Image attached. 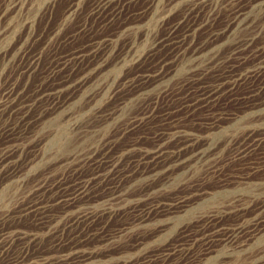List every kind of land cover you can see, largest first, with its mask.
I'll use <instances>...</instances> for the list:
<instances>
[{
	"label": "rangeland",
	"instance_id": "obj_1",
	"mask_svg": "<svg viewBox=\"0 0 264 264\" xmlns=\"http://www.w3.org/2000/svg\"><path fill=\"white\" fill-rule=\"evenodd\" d=\"M159 1L155 0L157 8L154 12L147 17H141L137 25H131L122 36L115 38L114 49L116 51L124 49L119 60L110 62L99 72L97 70L92 74L88 72L87 74H90L83 79L87 74H78L82 71L78 68L72 70L70 66L74 59L68 55L79 51L92 52V48L102 43L106 35L111 33L112 26L102 28L93 18V9L99 0H0V157L8 153L15 155L19 171L13 178L0 175V219L4 220L1 228L8 233L3 243L4 252L8 255L7 261L9 257L15 258L22 254L21 246L16 245V242L10 243L17 230L34 234L41 239L35 252L46 251L58 255L55 251V242L61 235L73 239L87 230L86 227L79 225L63 232L62 228L66 223L85 211L119 208L117 204L103 198L109 193V190L105 189L99 193L102 197L97 201L79 203L69 210L55 206L52 210V223L46 230L39 229L32 216L22 219L9 217L19 208L31 204L36 198L44 199L52 196L46 193L37 194L38 185L48 187L49 190L61 184L71 188L82 182L81 180L85 182L91 179L100 169L94 160L108 150V155L113 156L119 166L133 171V180H129L126 189V193L132 195L130 198L133 200L132 203L144 206L154 197L160 199L161 204L174 205L181 200L186 202L182 207L172 209L157 221L136 225L130 232L131 238L125 241L118 239L117 243L108 245L93 244V249L90 251L94 252L83 262L84 264H264L263 233L252 241L246 251H234L227 243L230 235L239 229L252 226L260 219L264 220V172L261 173L264 171V75L254 80V84L253 82L236 84L235 89L221 93L213 102L211 101L212 103H206L208 106L202 100L200 102V95L203 94L201 89L217 86L222 73L235 67L241 68L244 72L243 76H246L264 66V0H257L259 2L238 0L239 3L236 0ZM147 2L148 0H136L130 9L139 11ZM242 2L245 4L242 5ZM209 3L211 6L208 5ZM188 4L191 8L194 5L196 8L204 6L202 7L204 11L202 9L195 20L196 28L189 33L187 41L184 39V44H187L181 48L183 50L176 49L177 52L173 57H169L173 55V51L169 53L164 50L161 53V56L166 55L163 59L170 58L174 65L170 76L167 74L145 90L118 91L116 88L127 82L125 76L137 56L150 49L156 36L167 33L169 29H166L167 26L170 27L177 22L179 15L190 8ZM205 14L210 18L208 19ZM233 14L234 16L231 17ZM232 22L236 24L233 25ZM212 23H214L213 27H211ZM231 25L234 28H231ZM202 27H205V31ZM216 30L219 39L215 42L209 41L211 37L209 33ZM74 35L75 37L68 41ZM246 41L249 44H246ZM128 44L129 46L132 44L130 52L126 49ZM196 54L198 57H195ZM33 57L38 59V66L34 71L26 72L25 68L33 61ZM157 58L146 62L143 68L154 70L159 63ZM259 61L263 63L260 64ZM54 69H58V73L51 74ZM195 72L202 75L199 77ZM192 84L201 88L200 90L198 88L200 94L197 89L191 88ZM260 86L263 87L260 89ZM182 88L186 89L182 90ZM256 101H259L258 104ZM199 104H202L201 107ZM188 109L192 112L188 113ZM222 111H225V114ZM205 120L206 122L214 120L217 125L207 130L209 128ZM22 121H30V123L23 128ZM165 121H181L179 126L185 127L188 134L195 132L193 135L199 137L198 142L205 143L201 144L202 148L215 151L218 145L223 144L217 163L214 162L217 167L211 174L206 170L208 162L203 163V160L194 161L191 167L181 170L178 166L169 167L167 171L154 177L161 179L167 177L168 173L170 176L165 186L149 196L145 193L137 195L146 187L147 180L135 171V164L138 163L139 167H142L144 156L157 148L155 135L158 129L169 123ZM13 128L16 131L7 134L10 129L13 131ZM247 132L248 134H245ZM224 140L227 141V145ZM256 140L261 144L256 146L254 152L252 151L254 154L249 153L250 155L246 156L248 158L231 160L233 151L241 147L251 148ZM173 143L174 140H170L166 145ZM237 143H240L239 146ZM230 146L235 150L229 148ZM257 151L259 153H255ZM222 157L225 159L223 160ZM171 169H174V172H169ZM227 175L240 176L242 179L239 182L236 180L230 184H223L222 181L228 177ZM255 181L257 184H263L255 185ZM233 185L234 187H230ZM193 188H198L199 191L191 193ZM254 203L258 205V209ZM213 214L218 218L220 226L211 233L208 230L209 220H204ZM129 218L114 216L105 225L104 230L115 229ZM136 233H142L141 236L144 233L146 235L141 243L132 247L131 240ZM211 234L215 236L210 237ZM97 239L96 236L93 242H97ZM206 244L212 246L210 252H205Z\"/></svg>",
	"mask_w": 264,
	"mask_h": 264
},
{
	"label": "bare ground",
	"instance_id": "obj_2",
	"mask_svg": "<svg viewBox=\"0 0 264 264\" xmlns=\"http://www.w3.org/2000/svg\"><path fill=\"white\" fill-rule=\"evenodd\" d=\"M136 0H99V2H97L98 4L94 7L93 9V18L95 20H97L99 22V26L100 27H104V28H108L110 26H112V31L110 34H107L106 37L104 38V40L102 41V43H98L96 46H94V48H92V52H87V51H79V52H74L71 55H68V57L71 56V58L74 59V61L72 62V65L70 66L72 70L75 69H79L82 70L81 72H79L78 74L82 75L84 73H88L90 72L92 74V72L96 71L99 72L100 70L104 69V67L109 64L110 62H116L119 60V58L122 56V52H124V49L116 51L113 47L114 44V40L117 37L122 36L125 31L127 29H129L131 27V25L136 24L139 22V19L143 16L147 17V15L151 14L152 12L155 11V8H157L156 6V2L155 0H148L147 4L144 5V8H142L139 11H134L132 10V8L130 9L132 3H135ZM143 1V0H142ZM170 1V0H169ZM189 1V0H188ZM194 1V0H193ZM238 3L239 1L236 0ZM242 1V0H241ZM240 1V3H241ZM246 1V0H245ZM250 1V0H247ZM252 1V0H251ZM255 2L257 0H254ZM93 2V1H92ZM158 2H160L158 0ZM172 2V1H171ZM170 4H174L171 3ZM195 2V1H194ZM198 3V1H196ZM208 2V1H207ZM206 2V3H207ZM244 2V1H243ZM242 2V5H244L245 3ZM253 2V1H252ZM252 2L250 3V5H252ZM259 2V1H257ZM146 3V2H145ZM200 3V2H199ZM234 3V2H233ZM263 3V2H262ZM261 3V4H262ZM78 4V3H77ZM162 4V3H161ZM160 5V3H159ZM187 5V4H186ZM210 5V3L208 4ZM237 5V4H235ZM166 6V5H165ZM168 6V5H167ZM171 6V5H169ZM188 6L190 7V5L188 4ZM201 6V5H199ZM207 6V5H206ZM211 6V5H210ZM234 6V5H232ZM248 6V5H247ZM184 7V6H183ZM204 8V6H202ZM202 7L196 8V6L194 5L192 8H187L183 13H181L180 18L178 19L177 17V22L174 23L173 25H171L170 27L167 26L166 29H168V31L165 32L166 29H164V32L166 34L164 35H160V36H156L154 38L153 44L151 45L150 49L143 53L140 54L139 56H137V58L134 60V63L131 67V69H129V71L127 72L125 79L127 80V82L123 83V85L118 86L116 89L119 91L121 90V92L123 91H132V90H145L149 87H151L153 85V82H156L157 80L162 79L163 77H165L167 74H171L172 69H173V64L170 61V58L163 59V57L165 56H161V53L166 50V51H173V55L169 56V57H173L176 49L180 50L182 47H185L186 44H184V39L188 38L187 36L189 35V33L191 31H193L196 27L197 24H195V20L197 19V17H199V13L201 12V10L203 9ZM209 7V6H208ZM214 7V6H213ZM243 9V6H241ZM240 7V8H241ZM76 8V7H75ZM162 8H164L162 6ZM161 8V9H162ZM233 8V7H231ZM208 9V8H207ZM230 9V8H229ZM236 8H234L235 10ZM239 9V8H238ZM245 10V9H244ZM159 11V10H158ZM204 11V9H203ZM232 11V9H231ZM240 11V10H239ZM242 12H244L242 10ZM170 13V12H169ZM206 13V12H205ZM209 13V11H208ZM236 13V10H235ZM240 13V12H239ZM157 14V13H156ZM246 14V13H245ZM243 14V15H245ZM203 15V14H202ZM206 15V14H205ZM204 15V16H205ZM158 15H156L157 17ZM207 16V15H206ZM234 14L231 16L233 17ZM241 16V14H240ZM70 17V16H69ZM208 17V16H207ZM216 17V16H214ZM236 17V15H235ZM210 17H208L209 19ZM239 18V17H238ZM245 17H243L244 19ZM204 19V18H203ZM213 19V18H212ZM240 19V18H239ZM246 19V18H245ZM211 20V19H210ZM199 21V20H198ZM205 21V19H204ZM232 21V20H231ZM236 21V20H235ZM241 21V20H240ZM158 22V21H157ZM162 22V21H161ZM174 22V21H173ZM200 22V21H199ZM230 22V21H229ZM243 22V21H242ZM86 23V22H85ZM160 23V22H159ZM158 23V24H159ZM202 23V21H201ZM205 23V22H204ZM239 24V22H237ZM241 23V22H240ZM143 24V23H142ZM213 24L211 25V27H213ZM230 24V23H227ZM233 24V22H232ZM236 24V23H235ZM233 24V25H235ZM137 25V24H136ZM164 25V24H163ZM170 25V24H169ZM246 25V24H245ZM63 26V25H62ZM135 26V25H134ZM143 26V25H142ZM160 26V25H159ZM162 26V25H161ZM204 26V25H203ZM227 26V25H226ZM225 26V27H226ZM241 26V25H240ZM30 27V26H29ZM80 27V26H79ZM207 27V26H206ZM229 27V25H228ZM148 28V27H147ZM158 28V27H157ZM203 29L205 27H202ZM220 28V27H219ZM231 28H234V26ZM253 28V27H252ZM256 27L254 26L253 29H255ZM150 29V28H149ZM202 29V30H203ZM216 29V27H215ZM214 29V30H215ZM218 29V27H217ZM226 29V28H225ZM252 29V30H253ZM81 30V29H80ZM83 30V27H82ZM209 30L210 27H209ZM208 30V31H209ZM259 30V29H258ZM198 31V30H197ZM196 31V33H197ZM201 31V30H200ZM205 31V29H204ZM207 31V29H206ZM218 30H216V32H211L209 33V35L211 36L210 40H215L219 39L218 35L219 33H217ZM229 31V30H228ZM227 31V32H228ZM210 32V31H209ZM224 32V31H223ZM226 32V33H227ZM254 32V31H253ZM252 32V33H253ZM142 34V33H141ZM156 34V33H155ZM206 34V33H205ZM144 35V34H143ZM146 35V34H145ZM207 35V34H206ZM205 35V36H206ZM208 35V36H209ZM221 35V34H220ZM252 35V34H251ZM28 36V35H27ZM148 36V34H147ZM154 36V35H153ZM249 36V34H248ZM75 37L72 36L71 38L68 39V41L72 40ZM132 37V36H131ZM135 37V36H134ZM190 37V36H189ZM193 37V36H192ZM204 37V35H203ZM222 37V35H221ZM133 38V37H132ZM137 38V37H136ZM149 38V37H147ZM152 38V36L150 37ZM206 38H208L206 36ZM134 39V38H133ZM132 39V40H133ZM192 42V39H190ZM195 40V39H194ZM208 40V39H207ZM251 40V39H250ZM254 40V39H253ZM121 41V39H120ZM123 41V40H122ZM128 41V39L126 40ZM139 41V39H138ZM187 41V39H186ZM208 41V42H209ZM218 41V40H217ZM221 41V40H220ZM249 41V40H248ZM137 42V41H136ZM135 42V45H136ZM189 42V43H190ZM202 42V41H201ZM207 42V41H206ZM205 42V43H206ZM243 42V41H242ZM245 42V41H244ZM247 42V41H246ZM250 42V41H249ZM249 42H247L246 44H249ZM48 43V42H47ZM121 43V42H120ZM204 43V44H205ZM211 43H213L211 41ZM217 43V42H216ZM214 43V45L216 44ZM200 44V43H199ZM208 44V43H207ZM218 44V43H217ZM132 44L127 45V51H132ZM195 45V43H194ZM197 45V44H196ZM210 45V44H209ZM208 45V46H209ZM203 46V45H202ZM201 46V47H202ZM205 46V45H204ZM242 46V44H241ZM240 46V47H241ZM245 46V44H244ZM251 46V45H249ZM258 46V45H257ZM256 46V47H257ZM191 47V46H190ZM211 47V46H210ZM238 47V48H240ZM137 48V47H136ZM194 48V47H193ZM259 48V46H258ZM205 49V48H204ZM231 49H233V47H231ZM243 49V48H242ZM247 49V48H245ZM257 49V48H255ZM38 50V49H37ZM146 50V49H145ZM183 50V49H181ZM234 50L237 52L239 50H236V48H234ZM244 50V49H243ZM254 50V49H252ZM89 51V50H88ZM141 51V50H139ZM194 51V49H193ZM201 51V50H200ZM198 51L199 53H202ZM206 51V50H205ZM204 51V52H205ZM210 51V50H209ZM259 51V50H258ZM144 52V51H143ZM188 52V51H187ZM192 52V51H191ZM211 52V51H210ZM229 52V51H228ZM240 52V51H239ZM247 52V50H246ZM88 53V54H87ZM190 53V52H189ZM207 54V52H205ZM231 53V52H230ZM229 53V54H230ZM233 53V52H232ZM238 53V52H237ZM243 53V52H242ZM184 54V53H183ZM182 54V55H183ZM203 54V53H202ZM211 54V53H210ZM208 54V56L210 55ZM227 54V53H226ZM225 54V55H226ZM241 54V52H240ZM245 54V53H243ZM259 54V53H258ZM201 55V54H200ZM212 55V54H211ZM242 55V54H241ZM255 55V54H254ZM207 56V55H205ZM240 56V55H239ZM243 56V55H242ZM247 56V55H246ZM262 56V55H261ZM159 59H158V58ZM195 57H198L197 54ZM200 57V56H199ZM204 57V55H203ZM223 57V55H222ZM235 57V56H233ZM253 57V56H252ZM264 57V55H263ZM158 59L159 63L156 65V69L154 68V70H149L150 68H143V66L146 64V62H149L151 60H155ZM175 58V57H174ZM181 58V57H180ZM186 58V57H185ZM216 58V57H215ZM221 58V56L219 57ZM243 58V57H242ZM134 59V58H133ZM204 59V58H203ZM212 59V58H211ZM239 59V57L237 56V60ZM241 59V58H240ZM256 59V57H255ZM123 60V59H122ZM180 60V59H179ZM184 60V59H183ZM233 60V59H232ZM249 60V59H248ZM254 60V59H252ZM182 61V60H181ZM218 61V60H217ZM234 61V60H233ZM247 61V59H246ZM71 62V61H70ZM153 62V61H152ZM204 62V61H203ZM228 62V61H227ZM237 62V61H235ZM254 62V61H253ZM257 62V60H256ZM156 63V61H155ZM153 63V64H155ZM208 63V62H207ZM218 63V62H217ZM222 63V62H221ZM226 63V62H225ZM233 63V62H232ZM260 63V61H259ZM258 63V64H259ZM263 63V62H261ZM260 63V64H261ZM203 64V63H200ZM212 64V63H211ZM229 64V63H228ZM240 64V63H239ZM245 64V63H243ZM259 64V65H260ZM152 65V64H151ZM198 65V64H197ZM236 65V64H233ZM38 66V59L36 57H33V61L29 64L28 67L25 68L26 72H32L34 71ZM153 66V65H152ZM178 66V65H177ZM211 66V65H210ZM207 66V67H210ZM224 66V65H223ZM238 66V64H237ZM247 66V65H246ZM179 67V66H178ZM195 67V65H194ZM206 67V66H205ZM217 67V66H216ZM229 67V66H228ZM239 67V66H238ZM242 67V66H241ZM248 67V66H247ZM250 67V66H249ZM224 68H226V66H224ZM243 68V67H242ZM122 69V68H121ZM176 69V68H175ZM190 69V68H189ZM228 69V68H227ZM258 71H254V72H250L249 75L243 76L244 72L243 70H241V68H233L232 70L230 69L227 72H220L222 73L219 77V81L220 82L217 86H213L212 88H199L196 86H193V84L191 85V88L197 89V91L199 92V90L201 89V92H203L202 96L200 95V102L202 100L203 103H209V102H213V100L215 98H217L221 93L226 92V91H231L233 90L234 87H236V84H241V83H250L253 82L254 80H257V78L262 77L264 75V66H261L260 68H258ZM178 70V69H177ZM58 69H54L52 71L51 74L54 73H58ZM198 70H196L197 72ZM202 71V70H201ZM200 71V72H201ZM222 71V70H221ZM245 71V70H244ZM193 72V71H191ZM195 72V74H197ZM89 73V74H90ZM89 74L83 76L87 77ZM174 74V73H173ZM176 74V71H175ZM174 74V76H175ZM199 74V73H198ZM197 74V75H198ZM206 74V73H204ZM248 74V72H247ZM98 75V74H97ZM191 75V73H190ZM202 75V73H200L198 76L200 77ZM211 75V74H210ZM81 76V75H80ZM170 76V75H169ZM187 76V75H186ZM189 76V75H188ZM187 76V77H188ZM193 76V75H191ZM196 76V77H198ZM82 77V76H81ZM80 77V78H81ZM100 77V76H99ZM195 77V76H194ZM198 77V78H199ZM204 77H202L203 79ZM213 78V77H212ZM167 79V78H165ZM190 79V78H188ZM187 79V80H188ZM18 80V79H17ZM164 80V79H163ZM194 80V79H193ZM198 80V79H197ZM201 80V79H200ZM213 80V79H212ZM259 80V79H258ZM182 81V80H181ZM203 81H205V79H203ZM78 82V81H77ZM161 82V81H160ZM183 82H185L183 80ZM210 81H208L209 83ZM116 83V81H115ZM177 83V82H176ZM175 83V84H176ZM194 83V82H192ZM206 83V82H205ZM257 83V82H256ZM263 83V82H262ZM180 84V83H179ZM178 84V85H179ZM188 84V83H186ZM191 84V83H190ZM254 84V82H253ZM258 84V83H257ZM177 85V84H176ZM175 85V86H176ZM182 85V84H181ZM179 85V86H181ZM184 85V83H183ZM199 85V84H198ZM209 85V84H208ZM207 85V87H208ZM247 85V84H246ZM261 85V84H260ZM205 86V84H204ZM202 86V87H204ZM238 86V85H237ZM244 86V85H243ZM258 86V85H257ZM190 87V86H189ZM239 87V86H238ZM241 87V85H240ZM251 87V86H250ZM253 87V86H252ZM263 86H260V89ZM179 88V87H178ZM187 88V87H186ZM186 88H182L186 89ZM199 88V90H198ZM247 88V87H246ZM173 89V88H172ZM180 89V88H179ZM235 89V88H234ZM251 89V88H249ZM259 89V90H260ZM178 90V89H177ZM191 90V89H190ZM258 90V89H257ZM111 91V90H109ZM186 91V90H185ZM136 92V91H135ZM191 92V91H190ZM194 92V90H193ZM234 92V91H233ZM243 92V91H242ZM6 93V91H5ZM196 93V92H195ZM230 93V92H229ZM260 93V92H259ZM11 94V93H10ZM200 94V92L198 93ZM197 94V97H198ZM251 94V93H250ZM249 94V95H250ZM256 94V93H255ZM253 94V95H255ZM192 95V94H191ZM226 95V94H224ZM194 96V95H193ZM192 96V97H193ZM223 96V95H222ZM224 97V96H223ZM254 97V96H253ZM186 98V97H185ZM251 98V97H250ZM255 98V97H254ZM188 99V96H187ZM194 99V98H193ZM198 99V98H197ZM219 99V98H218ZM263 99V98H262ZM250 100V99H249ZM252 100V99H251ZM256 100V99H255ZM185 101V100H184ZM191 101V100H190ZM237 101V100H236ZM253 101V100H252ZM251 101V102H252ZM211 102V103H212ZM219 101H217L218 103ZM248 102V101H247ZM259 102V101H258ZM258 102L256 101V103L258 104ZM184 103V102H183ZM202 103V104H203ZM210 103V104H211ZM255 103V102H254ZM263 103V102H262ZM198 104V103H197ZM201 104V105H202ZM214 104V103H213ZM256 104V105H257ZM187 105V104H186ZM200 105V104H199ZM200 105V107H201ZM204 105V104H203ZM207 105V104H206ZM216 105V104H214ZM249 105V104H248ZM195 106V105H194ZM208 106V105H207ZM205 106V108L207 107ZM212 106V105H210ZM209 106V108H210ZM241 106V105H240ZM253 105H251L252 107ZM255 106V105H254ZM188 107V106H187ZM185 107V108H187ZM106 109V108H104ZM190 109V108H189ZM188 109V113L189 112ZM211 109V108H210ZM255 109V108H254ZM187 111V109L185 110ZM204 111V110H203ZM209 111V110H208ZM169 112V111H168ZM174 112V111H173ZM210 112V111H209ZM223 112V111H222ZM225 112V111H224ZM223 112V113H224ZM246 112V111H245ZM208 112H206L207 114ZM225 114V113H224ZM234 114V113H233ZM208 116V115H206ZM215 116V115H213ZM212 116V117H213ZM210 117V116H209ZM218 117V116H216ZM215 117V118H216ZM227 117V116H226ZM104 118V117H103ZM207 118V117H206ZM211 118V117H210ZM214 118V117H213ZM102 119V118H101ZM217 119V118H216ZM215 119V120H216ZM221 119V118H220ZM101 121V120H100ZM208 121V120H207ZM231 121V120H230ZM143 122V121H142ZM165 122H169L168 124H166L164 127H161L160 129H158L156 135H155V141L157 143V148L150 153H147L144 158H143V162H142V167L136 163L135 164V171L139 172L141 174V176H144V179H146L147 183H146V187L139 192L137 195H142L143 193H145L146 195H151L152 193L156 192L159 190V188L165 186L168 182V176H170L167 173V177H163L161 179H154L155 176H157L159 173L165 172L167 171V169L169 167L175 168L176 166H178L179 170L184 169V168H188L189 166L191 167L193 165L194 161H200L203 160L204 162H208V168H206L207 173H214L215 172V168L217 167L215 164L217 163L216 160L218 158L219 152L221 151V149L223 148V144L218 145L217 148L214 150L210 148H202L203 143H199V137L198 136H194L193 134L195 132H193V134H188L187 131L184 129L185 127L183 126H179V123L181 121H165ZM194 122V121H192ZM202 122V121H200ZM197 122V123H200ZM206 122V120L204 121ZM224 123L226 121H223ZM30 121H22V126L23 128L29 124ZM146 123V121H145ZM196 123V122H195ZM222 123V124H224ZM163 124V123H162ZM193 124V123H192ZM202 123H200L201 125ZM205 124V123H204ZM203 124V125H204ZM206 124L208 125L207 130H210L212 128L215 127V125H217L216 121H208L206 122ZM219 124V123H218ZM221 124V123H220ZM76 125V124H75ZM198 125V126H200ZM195 126V125H194ZM193 126V127H194ZM263 127V126H262ZM201 128V126H200ZM217 128V127H216ZM18 130V129H17ZM190 130V129H189ZM204 130V129H203ZM202 130V131H203ZM216 130V129H215ZM16 131V129L13 128V131H11V129L7 132V134L10 133H14ZM213 131V130H212ZM252 131V130H251ZM254 131V129H253ZM257 131V130H256ZM200 133V132H199ZM207 133V132H206ZM252 133V132H250ZM259 133H261L259 131ZM197 134V133H196ZM245 134H248L245 133ZM254 134V133H253ZM202 135V134H200ZM255 135V134H254ZM253 135V136H254ZM238 136V135H237ZM248 136V135H247ZM263 137V136H262ZM231 138V137H230ZM229 138V141H230ZM256 138V136H255ZM238 139V138H237ZM263 139V138H262ZM170 140H174L173 145H166L168 141ZM228 140V139H227ZM245 140V139H244ZM254 140V137H253ZM251 140V141H253ZM103 141V140H102ZM202 141V140H200ZM207 141V140H206ZM225 141V140H224ZM232 142L234 141L231 140ZM260 141V139H259ZM259 141H255L254 145L251 148H247V149H242L238 148V150L233 151V155H231L233 161L235 160H239L242 159L244 157H246L249 153H252V151L254 152L256 149V146L259 144ZM227 141H225V144ZM245 142V141H244ZM257 142V143H256ZM208 143V142H207ZM211 143V142H210ZM221 143V142H219ZM229 143V142H228ZM248 143V142H246ZM250 143V140H249ZM263 143V142H262ZM205 144V143H204ZM203 144V145H204ZM212 144V143H211ZM230 144V143H229ZM240 143H237V146H239ZM261 144V143H260ZM259 144V145H260ZM104 145V144H103ZM209 145V144H208ZM224 145V146H226ZM232 145V144H231ZM235 145V144H234ZM248 145V144H247ZM246 145V146H247ZM263 145V144H262ZM216 146V144H215ZM236 147V146H235ZM229 148L232 149V146H230ZM261 148V147H260ZM225 149V148H224ZM230 149V150H231ZM234 149V148H233ZM232 149V150H233ZM237 149V147H236ZM263 149V148H262ZM229 150V149H228ZM231 150V151H232ZM235 150V149H234ZM223 151V150H222ZM227 151V149H226ZM264 151V150H263ZM255 153H259L258 151ZM262 153V152H261ZM254 154V153H252ZM251 154V155H252ZM250 155V154H249ZM230 156V155H228ZM259 156V155H257ZM256 156V157H257ZM264 157V156H263ZM84 158V157H83ZM248 158V157H246ZM262 158V157H261ZM72 159V158H71ZM74 159V158H73ZM223 159V157H222ZM225 159V158H224ZM223 159V160H224ZM227 159V158H226ZM16 156L12 155V153H8L5 154L4 156L0 157V175L2 177H7V178H13L15 176L18 175V168H17V164H16ZM230 160V159H229ZM229 160H226L229 162ZM246 160V159H244ZM96 165L98 166L99 171L96 172V174H94L93 177H91V179H88L87 181L83 182V180H81L82 182H78L77 184L74 185V187H67L66 184H61L60 186H57L55 188H53L52 190H49L48 187H42V186H37L36 190H37V194H50L52 196H50L49 198H44V199H40V198H36L35 201H33L31 204H29L28 206L24 207V208H19L18 210H16L12 215H9V217L13 218V219H22L24 217H28V216H32V218H34V222L35 224L38 226L39 229L42 230H46V228H48L52 223V218H53V214H52V210L55 206H60L63 210H69L72 209L74 207H76L79 203H83V202H94L97 201L98 199H100L102 196H99V193H101L103 190L108 189L109 193L106 194L103 198H106L107 201L117 204L119 206V208L114 209L112 207L110 208H104L100 211H85L83 214H81L80 216L70 220L68 223H66L63 226V232L66 229H70V228H74L77 227L79 225H82L83 227H86L87 230L84 234H82L81 236H76V238H69V237H64V235L60 236L59 239L55 242V251H57L58 255H55L53 252H35V249L39 243V240H41L38 236L34 235V234H28L27 232L21 231V230H17L15 232L14 238L10 239V243L16 242V245H19L22 247V254L16 256L15 258L13 257H9V261L6 260V257L8 256L7 254H5L4 252V240L5 237L8 233H6L7 231H5L2 227V225L4 224V220L3 218L0 219V263H8V264H84L83 262L86 261L88 258H90L93 254L94 251H90L91 249H93V244H98V245H108V244H112V243H117L118 239H122V240H127L128 238H131L130 232L131 230L136 227V225H140L142 223L145 222H153V221H157L158 219L162 218L163 216L167 215L168 213L171 212L172 209H176L179 207H182V205L186 202L185 200H181L179 202H176V204L174 205H168V204H161L160 199H155V197L153 199L150 200V202H148L146 205H139L138 203H132L133 200H130L131 198V194H127L126 193V189L128 188V184L129 180L132 181L133 180V176L132 170H126L125 168H123L122 166H119L117 161L113 159V156L108 155V150L104 153H102L100 156H98L95 160ZM242 161V160H241ZM256 161V160H255ZM216 162V163H214ZM225 163V161H222ZM249 162V161H248ZM254 162V161H253ZM260 162V161H259ZM221 163V161H220ZM258 163V161H257ZM256 164V162H255ZM264 164V163H263ZM245 165V164H244ZM261 165V164H260ZM249 166V165H248ZM97 168V169H98ZM177 168V169H178ZM247 168V167H246ZM254 168V167H253ZM258 168V167H257ZM256 168V169H257ZM250 170V169H249ZM254 170V169H251ZM220 171V170H217ZM247 171V170H246ZM169 172H174V169H171V171ZM264 171H262L261 173H263ZM138 173V174H139ZM245 173V172H244ZM256 173V171H255ZM227 174V173H226ZM236 174V173H235ZM238 174V173H237ZM246 174V173H245ZM259 174V173H258ZM248 175V174H247ZM262 175V174H261ZM264 175V174H263ZM228 176V175H227ZM234 176V175H233ZM233 176H228L225 177L224 180L222 181L223 184H230L234 181L237 180V182H239L242 178L240 176L237 177H233ZM223 177V176H222ZM249 177V176H248ZM253 177V176H252ZM260 177V174H259ZM132 178V179H131ZM248 179V178H247ZM244 181V180H242ZM246 181V180H245ZM253 182V181H252ZM256 182V181H255ZM243 184V183H242ZM253 184V183H252ZM251 184V185H252ZM261 184H256L255 185H262ZM228 186V185H227ZM236 186V184H235ZM241 186V185H240ZM239 186V187H240ZM50 187V186H49ZM230 187H234L230 186ZM244 187V186H241ZM255 188V187H254ZM226 190V189H225ZM251 190V189H250ZM263 190V189H262ZM194 191H199L198 188H193L191 189V193ZM235 191V190H233ZM261 191V190H260ZM237 192V190H236ZM247 192V191H246ZM250 192V191H249ZM252 193V192H250ZM239 194V192H238ZM234 195V194H233ZM232 195V196H233ZM236 195V194H235ZM240 195V194H239ZM238 195V196H239ZM242 195V194H241ZM244 195V194H243ZM231 196V195H230ZM237 196V195H236ZM259 196V195H258ZM260 196H262L260 194ZM259 196V197H260ZM244 196H240V198ZM247 197V195H246ZM249 197V196H248ZM251 197V195H250ZM139 198V197H138ZM229 198V197H228ZM227 198V199H228ZM237 198V197H236ZM235 198V199H236ZM255 198V197H254ZM244 200V199H243ZM129 201V202H128ZM132 201V202H131ZM234 201V200H233ZM240 201V200H237ZM246 201V200H245ZM251 201V200H250ZM255 201V200H254ZM232 203V201H230ZM249 202V200H248ZM261 202V201H260ZM263 202V200H262ZM228 203V202H227ZM226 203V204H227ZM235 203V202H233ZM239 203V202H237ZM236 203V204H237ZM243 203V202H242ZM241 203V204H242ZM247 203V202H246ZM255 204V203H254ZM228 205V204H227ZM226 205V206H227ZM247 205V204H246ZM225 206V204L223 205ZM233 206V205H232ZM229 206V207H232ZM256 206V204H255ZM258 206V205H257ZM256 206V207H257ZM228 207V206H227ZM238 207V205H237ZM241 207V206H240ZM243 207V206H242ZM254 207V206H253ZM255 207V208H256ZM239 208V207H238ZM260 208V207H259ZM264 208V207H263ZM262 208V209H263ZM235 209V208H234ZM254 209V208H253ZM252 209V210H253ZM258 209V207H257ZM247 210V209H246ZM73 211V210H72ZM245 212V211H244ZM259 212V210H258ZM228 213V212H227ZM248 213V212H246ZM252 215V212H250ZM256 213V212H255ZM263 213V212H262ZM215 214H213L212 216L206 218L204 221H208L209 220V228L208 230L212 233L214 230H218V218L214 217ZM242 215V214H241ZM240 215V216H241ZM264 215V213H263ZM114 216H128L130 217L126 222H123L121 225H119L117 228L112 229V230H104L105 225L109 222V220L114 217ZM239 216V215H238ZM245 216V215H244ZM254 216V213H253ZM236 217V216H235ZM259 217V216H258ZM245 218V217H244ZM222 219V218H221ZM258 219V218H257ZM263 219H260V221L254 223L252 226L246 227L244 229H239L237 232L233 233L230 235L229 239H227V243H229V247L234 250V251H246L248 249V246L252 244V241L261 233H263L264 235V220L261 221ZM203 221V222H204ZM240 223V222H239ZM238 225V224H237ZM209 232V233H210ZM39 233V232H37ZM183 233L185 234L186 232L183 230ZM142 233H136L134 235V239L131 240L132 243V247H135L136 245H138L139 243H141L145 236L146 233H144V235H140ZM183 234V235H184ZM58 236V235H57ZM98 237V239L96 240L97 242H93V239L95 237ZM215 234H211L210 237H214ZM221 236V234H220ZM122 241V242H124ZM130 241V240H129ZM121 242V243H122ZM194 242V241H193ZM9 243V245H10ZM143 247V246H142ZM179 247V246H178ZM185 247V246H184ZM212 250V246H210V244H206V249L205 252H210ZM130 252V251H129ZM206 254V253H205ZM114 257V255H113ZM258 259V258H257ZM251 260V259H250ZM260 264V263H259ZM263 264V263H262Z\"/></svg>",
	"mask_w": 264,
	"mask_h": 264
}]
</instances>
